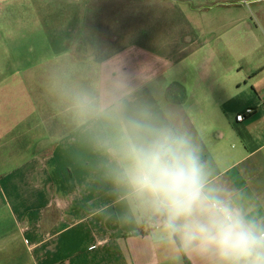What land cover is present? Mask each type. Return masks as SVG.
<instances>
[{
    "label": "crops",
    "instance_id": "0c3cea01",
    "mask_svg": "<svg viewBox=\"0 0 264 264\" xmlns=\"http://www.w3.org/2000/svg\"><path fill=\"white\" fill-rule=\"evenodd\" d=\"M56 3L54 13L39 12L40 22L48 17L91 27L75 39L72 65H60L66 76L45 63L0 79V264H196L156 244L146 225L126 219L127 205L105 176L106 158L61 102L65 84L122 82L133 103L181 124L201 147L215 182L242 193L245 206L264 215L259 21L262 37L238 31L253 39L240 52L258 57L241 80H233L237 67L227 59L235 48L233 25L248 21L250 7L264 0ZM240 6L246 17L232 15ZM263 9L254 8L252 20H262ZM110 23L121 30L112 34ZM215 34L224 47L207 37ZM249 108L253 114L238 122Z\"/></svg>",
    "mask_w": 264,
    "mask_h": 264
},
{
    "label": "clouds",
    "instance_id": "9594fccd",
    "mask_svg": "<svg viewBox=\"0 0 264 264\" xmlns=\"http://www.w3.org/2000/svg\"><path fill=\"white\" fill-rule=\"evenodd\" d=\"M61 102L105 158L106 178L151 238L196 264H264V215L213 179L179 123L132 102L122 82L65 84ZM179 258V256L177 257Z\"/></svg>",
    "mask_w": 264,
    "mask_h": 264
},
{
    "label": "rangeland",
    "instance_id": "374dc122",
    "mask_svg": "<svg viewBox=\"0 0 264 264\" xmlns=\"http://www.w3.org/2000/svg\"><path fill=\"white\" fill-rule=\"evenodd\" d=\"M57 1L60 0H0V79L17 72L18 67L33 68V66L45 63L46 65L52 63L53 66H57L60 72L58 73L59 78L60 75H67L66 72H62L60 65H72V56L68 53L76 50L78 45L75 43V39L85 33L83 31H88L91 25L88 27L87 24H82L80 28H77L76 23L50 21L48 17L40 22L39 12L42 11L43 16L50 15L54 10L52 7L59 4L56 3ZM254 8H264V4L252 5L250 7L251 18L248 21L245 20L244 23L240 22L233 25L235 48L233 54L227 56V59L237 67L233 77L235 82L241 80L247 71V67L251 63H256V59H258V57L247 56L238 49L253 43L252 37L246 38L245 34L239 33L240 30L249 31L250 36L254 33L262 37L261 31L257 30L259 21L261 24L259 29L264 32V9L262 20L257 18L252 20L255 15ZM56 10L60 11L59 9ZM230 10L234 17H246V12H248L246 8L241 6ZM221 12V9H218L215 14L219 15ZM59 14H62V12H59ZM96 24H92L91 30L96 28L98 32ZM107 27L112 34H116L121 30L117 27L114 28L113 23L107 24ZM75 32L79 34H76V37ZM207 37L210 41L216 39L219 46H225L222 35L215 34V36L209 37L208 35ZM81 38L86 41L85 36H81ZM262 43L264 49V37ZM82 46H84L83 43L80 47ZM52 52H55V54ZM80 62L81 65L86 63L84 60H80Z\"/></svg>",
    "mask_w": 264,
    "mask_h": 264
},
{
    "label": "built area",
    "instance_id": "2783aa9c",
    "mask_svg": "<svg viewBox=\"0 0 264 264\" xmlns=\"http://www.w3.org/2000/svg\"><path fill=\"white\" fill-rule=\"evenodd\" d=\"M254 110L253 109H246L243 113H240L236 116V120L238 122H242L245 120L246 116H249L251 114H253Z\"/></svg>",
    "mask_w": 264,
    "mask_h": 264
},
{
    "label": "water",
    "instance_id": "95a60500",
    "mask_svg": "<svg viewBox=\"0 0 264 264\" xmlns=\"http://www.w3.org/2000/svg\"><path fill=\"white\" fill-rule=\"evenodd\" d=\"M248 3V2H247Z\"/></svg>",
    "mask_w": 264,
    "mask_h": 264
}]
</instances>
